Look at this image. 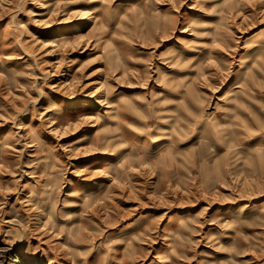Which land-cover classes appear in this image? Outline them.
<instances>
[{"label": "rangeland", "instance_id": "1", "mask_svg": "<svg viewBox=\"0 0 264 264\" xmlns=\"http://www.w3.org/2000/svg\"><path fill=\"white\" fill-rule=\"evenodd\" d=\"M0 264H264V0H0Z\"/></svg>", "mask_w": 264, "mask_h": 264}, {"label": "bare ground", "instance_id": "2", "mask_svg": "<svg viewBox=\"0 0 264 264\" xmlns=\"http://www.w3.org/2000/svg\"><path fill=\"white\" fill-rule=\"evenodd\" d=\"M238 87V86H237Z\"/></svg>", "mask_w": 264, "mask_h": 264}]
</instances>
